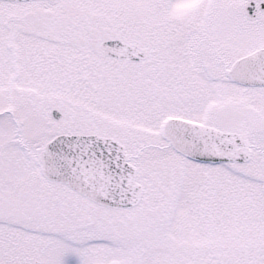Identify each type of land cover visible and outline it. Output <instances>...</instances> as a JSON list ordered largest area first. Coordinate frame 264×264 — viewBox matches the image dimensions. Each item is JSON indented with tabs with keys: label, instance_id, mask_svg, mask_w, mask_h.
Returning a JSON list of instances; mask_svg holds the SVG:
<instances>
[{
	"label": "snow or ice",
	"instance_id": "6c2138e0",
	"mask_svg": "<svg viewBox=\"0 0 264 264\" xmlns=\"http://www.w3.org/2000/svg\"><path fill=\"white\" fill-rule=\"evenodd\" d=\"M0 264H264V0H0Z\"/></svg>",
	"mask_w": 264,
	"mask_h": 264
}]
</instances>
